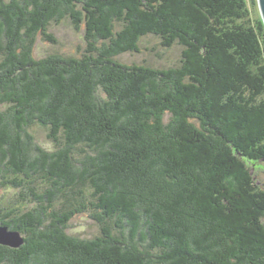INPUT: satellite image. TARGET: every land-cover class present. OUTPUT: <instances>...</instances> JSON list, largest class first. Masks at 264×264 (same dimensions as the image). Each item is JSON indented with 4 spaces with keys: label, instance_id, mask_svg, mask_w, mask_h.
Returning <instances> with one entry per match:
<instances>
[{
    "label": "trees",
    "instance_id": "obj_1",
    "mask_svg": "<svg viewBox=\"0 0 264 264\" xmlns=\"http://www.w3.org/2000/svg\"><path fill=\"white\" fill-rule=\"evenodd\" d=\"M64 18L83 52L36 57ZM150 35L179 63L120 61ZM259 162L264 24L247 0H0V188L15 191L0 225L23 238L0 264H264ZM77 215L98 234H68Z\"/></svg>",
    "mask_w": 264,
    "mask_h": 264
},
{
    "label": "rangeland",
    "instance_id": "obj_2",
    "mask_svg": "<svg viewBox=\"0 0 264 264\" xmlns=\"http://www.w3.org/2000/svg\"><path fill=\"white\" fill-rule=\"evenodd\" d=\"M252 11L253 18L261 17L257 5V0H247ZM50 31L57 39V43L44 41L39 37L36 41L34 53L36 57H43L47 54L60 52L67 55H79L85 48L84 31L82 28L75 29L68 18H64L60 23H51ZM139 52H125L119 55L120 61L124 63L149 64L159 68L175 66L179 63L180 47L175 45L166 48L160 45V41L155 36L142 38ZM38 141L42 146L51 149L53 144L46 138V132L34 126ZM260 165H249L254 177L262 183L264 187V162ZM14 190L0 188V200L2 203L10 200ZM98 226L88 215H77L69 221L68 234L80 238H92L98 234Z\"/></svg>",
    "mask_w": 264,
    "mask_h": 264
},
{
    "label": "water",
    "instance_id": "obj_3",
    "mask_svg": "<svg viewBox=\"0 0 264 264\" xmlns=\"http://www.w3.org/2000/svg\"><path fill=\"white\" fill-rule=\"evenodd\" d=\"M257 5L264 24V0H257ZM22 243L23 238L18 231L10 230L8 227L0 225V244L16 248Z\"/></svg>",
    "mask_w": 264,
    "mask_h": 264
}]
</instances>
